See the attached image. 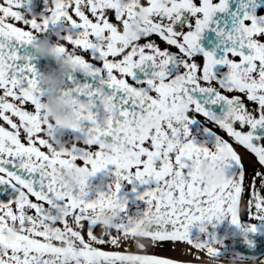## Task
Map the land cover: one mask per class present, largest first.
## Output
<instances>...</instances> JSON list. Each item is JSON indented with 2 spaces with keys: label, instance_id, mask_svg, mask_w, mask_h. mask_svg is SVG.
Masks as SVG:
<instances>
[{
  "label": "snow or ice",
  "instance_id": "1",
  "mask_svg": "<svg viewBox=\"0 0 264 264\" xmlns=\"http://www.w3.org/2000/svg\"><path fill=\"white\" fill-rule=\"evenodd\" d=\"M41 33L73 66L64 92L80 135L69 147L47 135L29 53ZM74 163L77 188L58 176ZM109 165L108 190L89 198L88 178ZM121 181L152 221L139 242L126 216L107 233L94 219L106 206L126 213ZM261 189L264 0H0V264H201L200 249L220 241L189 229L224 217L249 249L236 254L264 260L250 238L264 231ZM161 242L192 259L146 252Z\"/></svg>",
  "mask_w": 264,
  "mask_h": 264
},
{
  "label": "flooded vegetation",
  "instance_id": "2",
  "mask_svg": "<svg viewBox=\"0 0 264 264\" xmlns=\"http://www.w3.org/2000/svg\"><path fill=\"white\" fill-rule=\"evenodd\" d=\"M37 11H39V9H37ZM134 17L135 21L142 20L144 17L143 11H136L134 13ZM41 40L46 42L47 49L50 51H53L54 47L58 43L54 34L41 33L36 35L33 39V41L36 43H39ZM64 58L66 59V57ZM41 100L42 104L44 105V110L47 114V117L52 124V127L47 130L48 137L55 147H69L73 142V137L79 136L80 134L68 127L69 123L72 121H61V119L55 117L49 111L47 104L48 99L45 96L42 95ZM97 103H103L102 97L98 99ZM69 110L71 111V106ZM104 151L107 153V145L105 146ZM77 163L79 164L80 161H77ZM113 167L114 166L109 165V171L106 172L105 170H100L92 177L88 178L87 190L89 191V198L94 196L97 189L103 191L108 190L109 184L114 179L110 171V169ZM66 169L74 170L78 174L74 185L69 184L68 181L65 180L61 175L62 171ZM228 171H230V169L226 170V174H228ZM81 175L82 172L80 171V166L76 165L75 163L72 167L63 168L58 172L59 178L73 188L78 187V178ZM201 175L203 174L201 173ZM145 186L146 185H136V192L142 191ZM132 189L133 184L127 181H121V189L118 195H123L126 197V213H122L118 207L106 206L95 211L94 219L96 223L99 224L100 229L107 233L108 227H110L112 230V228L126 216L125 227L130 229L129 235L131 239L134 242H139L143 238L144 232L152 221L150 218H145L142 215V210L145 206L144 202L135 198V193L132 191ZM261 194L264 195V189H261ZM212 234H215L216 239L220 241V243L217 242L216 244L211 245V249L213 250L205 247L200 249V251L203 253L201 257V264H264V260H257L255 257L244 260L236 254V251H241L243 254H248L249 249L245 245H243V247H238V243L241 239L243 241V237L240 235V230L230 223V218L228 217H224L219 222L214 220L210 224L206 223L204 232L199 231L197 224H193L189 229L190 238L194 240H202L206 237L211 238ZM252 237H254L255 241L258 242L256 251H264V231L250 234V238ZM63 243L64 246L70 245L72 243L71 238L65 235L63 238ZM179 244L180 243H177L173 248L171 242H161L155 247L149 246L146 249V252L149 254H158L168 258H174L172 255L180 249Z\"/></svg>",
  "mask_w": 264,
  "mask_h": 264
},
{
  "label": "water",
  "instance_id": "3",
  "mask_svg": "<svg viewBox=\"0 0 264 264\" xmlns=\"http://www.w3.org/2000/svg\"><path fill=\"white\" fill-rule=\"evenodd\" d=\"M36 43H31L29 47V53L34 56L33 63L36 65L38 70L41 72L40 76V87L42 94L49 98L50 95L59 97L67 106L66 110L70 108L68 102V96L64 92L67 81L65 82V75L72 70V65L61 56L56 55L54 52L46 51L45 54H41L35 51ZM70 65L66 70L61 68L60 65ZM74 77L83 80L79 71L73 73ZM70 86V85H68ZM244 243L242 239L238 243V247H243Z\"/></svg>",
  "mask_w": 264,
  "mask_h": 264
},
{
  "label": "clouds",
  "instance_id": "4",
  "mask_svg": "<svg viewBox=\"0 0 264 264\" xmlns=\"http://www.w3.org/2000/svg\"><path fill=\"white\" fill-rule=\"evenodd\" d=\"M36 52L41 53L42 55L47 51L46 42L41 40L38 44H36L35 48ZM61 68L65 69L70 67V65L62 64ZM49 111L55 116L61 119V121L69 122L73 120L72 113L70 110H66V104L57 96L50 95L47 100ZM213 161L211 160H201L200 162V172L204 175L205 179L212 178L216 175V170L213 168ZM61 175L65 180L68 181L69 184L74 185L77 178V173L74 170H63Z\"/></svg>",
  "mask_w": 264,
  "mask_h": 264
},
{
  "label": "bare ground",
  "instance_id": "5",
  "mask_svg": "<svg viewBox=\"0 0 264 264\" xmlns=\"http://www.w3.org/2000/svg\"><path fill=\"white\" fill-rule=\"evenodd\" d=\"M180 246V249L178 251H176L175 253H173V257L176 258V259H179V260H191L192 257L190 256H187V255H184L182 254V249L185 247L183 244H179ZM133 251H136V249L133 247L132 248Z\"/></svg>",
  "mask_w": 264,
  "mask_h": 264
},
{
  "label": "rangeland",
  "instance_id": "6",
  "mask_svg": "<svg viewBox=\"0 0 264 264\" xmlns=\"http://www.w3.org/2000/svg\"><path fill=\"white\" fill-rule=\"evenodd\" d=\"M111 229H110V227H108V230H107V232H109Z\"/></svg>",
  "mask_w": 264,
  "mask_h": 264
}]
</instances>
